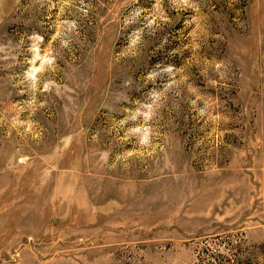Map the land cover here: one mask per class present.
Wrapping results in <instances>:
<instances>
[{"label":"rangeland","instance_id":"1","mask_svg":"<svg viewBox=\"0 0 264 264\" xmlns=\"http://www.w3.org/2000/svg\"><path fill=\"white\" fill-rule=\"evenodd\" d=\"M0 264H264V0H0Z\"/></svg>","mask_w":264,"mask_h":264}]
</instances>
